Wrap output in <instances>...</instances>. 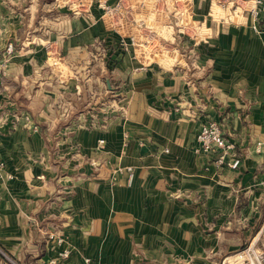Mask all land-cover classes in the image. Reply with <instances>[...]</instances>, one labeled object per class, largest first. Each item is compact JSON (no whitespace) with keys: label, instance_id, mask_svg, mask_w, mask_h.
I'll use <instances>...</instances> for the list:
<instances>
[{"label":"crops","instance_id":"1","mask_svg":"<svg viewBox=\"0 0 264 264\" xmlns=\"http://www.w3.org/2000/svg\"><path fill=\"white\" fill-rule=\"evenodd\" d=\"M60 1L0 0V264L264 256V30L237 8L251 0L177 17L161 0L169 24L143 7L145 29ZM209 121L238 169L196 151Z\"/></svg>","mask_w":264,"mask_h":264},{"label":"built area","instance_id":"2","mask_svg":"<svg viewBox=\"0 0 264 264\" xmlns=\"http://www.w3.org/2000/svg\"><path fill=\"white\" fill-rule=\"evenodd\" d=\"M107 0H61V3H65L67 7H71L72 5L78 7H86L91 8L96 7L97 10L102 12V17L107 19L110 26L116 27L121 24L127 25V27H140L141 29H145L148 21L144 20L142 13L143 7L145 9H151L153 16V23L157 25H166L169 24L168 17L161 13L160 8H164V4L162 5L161 0H140L139 2L134 0H116L114 4L111 5L106 4ZM191 4V0H178L172 1V6L175 5V9L173 11L174 17L181 15L182 9H189ZM238 9L246 11L250 18L252 19V23L250 25L251 30L258 33L264 30V24H261V18L264 14V0H251V5L242 9L240 5H237ZM146 16V15H145ZM172 18L170 17L169 20ZM175 22H180L174 18ZM146 22V23H145ZM182 26H186V24H180ZM187 27V26H186ZM129 43L134 44L137 42V38L135 36H129ZM127 42L122 40L120 46L124 48L127 46ZM14 51V48L11 45H8L6 48L7 57L11 55ZM6 59H4L0 63V74H3L1 68H4L6 64ZM197 140V152H202L204 154H208L214 157V163L219 166H225L230 169H238L240 161L237 158H230L232 155L235 146L234 144L228 140L223 134V131L219 124L214 121H209L202 124L198 130L196 135ZM4 167V162L0 157V169ZM260 189L264 192V179L259 182ZM54 238L53 236L50 239ZM57 244H61L63 242L62 239L57 238ZM69 250L62 249L58 252L59 259H67L69 257ZM0 254L3 256L2 252ZM250 256H253V260L251 264H264V256L257 254L254 250L247 252ZM5 257V256H4ZM86 263H89V260H85ZM50 264H55L54 260H51Z\"/></svg>","mask_w":264,"mask_h":264},{"label":"rangeland","instance_id":"3","mask_svg":"<svg viewBox=\"0 0 264 264\" xmlns=\"http://www.w3.org/2000/svg\"><path fill=\"white\" fill-rule=\"evenodd\" d=\"M106 4L107 5H111L110 0H107L106 1ZM151 19H152V22H153V16L151 17ZM105 20H106V22L108 21L107 19H105ZM152 59L153 58H151V60ZM246 252H249V251L247 250ZM252 260H253V256L252 255L249 256L248 254H246V256H245V263L244 264H251Z\"/></svg>","mask_w":264,"mask_h":264},{"label":"trees","instance_id":"4","mask_svg":"<svg viewBox=\"0 0 264 264\" xmlns=\"http://www.w3.org/2000/svg\"><path fill=\"white\" fill-rule=\"evenodd\" d=\"M0 257H2V255L0 254ZM3 258V257H2Z\"/></svg>","mask_w":264,"mask_h":264}]
</instances>
